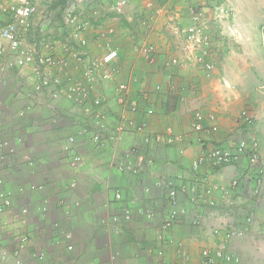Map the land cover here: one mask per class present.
Here are the masks:
<instances>
[{"label": "crops", "instance_id": "obj_1", "mask_svg": "<svg viewBox=\"0 0 264 264\" xmlns=\"http://www.w3.org/2000/svg\"><path fill=\"white\" fill-rule=\"evenodd\" d=\"M51 5H43V9H39L37 5L38 11L33 19L28 40L43 48L46 55L50 54V50L44 48L45 44H59L57 50L61 51L68 34L65 24L58 28L59 40H56L54 35L37 33L38 27L44 24L42 20L45 11ZM127 14H123L122 17L133 29L132 19ZM258 17L259 14L254 18ZM8 19V16L0 12V27L5 26ZM91 21L93 24L80 35L87 40V50L93 57L106 53V40L101 39L100 35L104 31H113L111 45L120 52V73L117 78L120 82L134 79L132 84L134 98L136 91L153 89L156 85H166L171 81L180 86L181 92L191 82L199 90L198 98L191 100L189 102L191 105L187 102L184 106L180 105L177 94L168 96L153 94L151 99L152 108L155 110L153 117L145 116L143 111L139 114L128 113V117L138 122L147 118L150 127L158 132H163L168 124H175L189 131L193 109L202 108L198 101L202 98L200 72L194 67L190 68L191 64L188 63L183 68L173 66L165 69L164 62L175 56L154 41L150 42L156 45L159 60L156 64H148L136 52L139 38L132 35L129 26L117 23L113 19ZM239 22L242 23L247 35L255 36L251 31L253 18L240 19ZM3 43V40H0V51L6 57L8 45L4 43L3 46ZM194 74L195 77L192 78ZM50 75L59 78L63 85L38 93L33 89L32 79L25 71H20L11 63H8L6 71L0 69V138L23 139L16 157L5 151L6 166L2 164L3 152H0V179L15 194L18 205L27 206L32 211L30 217L32 222L27 225H22L17 220L18 217L15 218L11 214H0V239L5 244L13 246L18 236L22 235L20 233L25 232L30 237L29 253L37 249L45 250L51 264H115V261L123 260V253L132 255L128 259L131 261L157 263V245H150L145 237H149V232L158 229L156 227L160 225L162 215L167 209L172 208L168 197L173 189L177 190L188 203L193 200L189 198L194 197L195 193L198 196L197 192H201V180L212 176L210 169L212 166L205 157L209 148L208 143L214 142L218 134H195L185 145L174 147L149 144L148 150L143 137L130 133L122 135L118 143H112L106 149L92 144H80L79 149L84 155L85 162L81 168L73 169V177L79 179L78 187L75 190H68L66 187L69 179L73 178L71 171L66 178V169L60 166L41 174L38 171L32 173L24 166L25 160L31 156L50 157L56 151L58 142L75 136L87 120L85 117L82 118V115H87L86 108L90 107V104L86 107L78 105L70 99L69 93L65 92L67 84L82 79L78 65L73 62L67 70L60 73L54 70ZM116 85L106 84L101 92L106 109L118 122L121 106L115 96ZM28 104L33 105V111L25 117H19ZM44 106L54 108L50 116L45 112L47 110H44ZM87 139L88 137H85L84 142H87ZM140 148L146 150L142 153L143 156ZM127 161H132L135 172H119L116 165ZM197 161L200 164L196 168ZM179 183L185 185L176 189ZM116 189L123 191L122 204L132 208L135 219V230L133 228L132 232H127L129 236L123 239L122 244L114 242L113 236L119 234L111 231L109 225L114 211L119 206V203L114 201ZM62 203L66 205L62 206ZM67 233L73 236L72 252L67 250L66 243L57 244V241H63V236ZM26 260L28 261L27 256Z\"/></svg>", "mask_w": 264, "mask_h": 264}, {"label": "rangeland", "instance_id": "obj_2", "mask_svg": "<svg viewBox=\"0 0 264 264\" xmlns=\"http://www.w3.org/2000/svg\"><path fill=\"white\" fill-rule=\"evenodd\" d=\"M34 1L41 9L57 0ZM112 1L69 0L61 15L57 10L47 8L42 20L44 24L38 27L37 33L54 35L59 40L58 28L64 24L66 13L74 8L89 11ZM128 2L126 13L132 19L134 30L131 25L129 27L135 38L164 46L181 61L180 67L191 64L190 68L200 72L202 98L198 101L202 104L201 110L205 115H215L220 128L217 138L212 139L214 142L208 143L207 152L232 136L244 140L255 137L259 144L254 164L245 160L235 167L210 163L212 176L201 180L198 196L195 193L188 203L179 194L178 201L172 203V208L162 215L160 225L155 226L158 229L149 232L145 240L150 245H157V261L207 264L202 259V251L210 250L222 255L216 264H226L227 254L232 258L230 264H264V0ZM258 14L259 17L254 18ZM244 18H253L251 31L255 36L244 31L239 22ZM192 29L195 31L193 40L189 38ZM27 39H30L29 35ZM27 44L34 43L27 41ZM190 84L194 86L192 82ZM195 89L196 93L185 95L189 105L191 100L198 98L199 90ZM44 110L50 116L54 108L44 106ZM243 111L247 112L250 124H243ZM84 117L89 119L88 114L82 115ZM78 135L79 132L75 134L79 144L91 145L90 136L84 142L85 137ZM183 185L179 183L176 189ZM134 221L133 214L129 228L113 236L114 242L122 244L123 239L128 238L127 232L133 231ZM123 255V260L115 261V264H153L152 261H131L128 259L132 255Z\"/></svg>", "mask_w": 264, "mask_h": 264}, {"label": "built area", "instance_id": "obj_3", "mask_svg": "<svg viewBox=\"0 0 264 264\" xmlns=\"http://www.w3.org/2000/svg\"><path fill=\"white\" fill-rule=\"evenodd\" d=\"M103 5V4H102ZM100 5L98 8L92 7L89 11L82 9H73L65 14L64 24L67 30L66 42L61 46V51L57 50L58 45L55 43H47L44 48L50 50V54L46 55L43 48H39L36 44H27V37L32 31L33 19L37 12L34 0H0V12L8 16L5 26L0 27V39L8 44V55L4 57L0 51V69L6 71L8 63L13 64L20 71H25L27 76L32 79V85L35 92L41 93L47 89L58 88L63 84L57 77L50 75L51 71L56 70L58 73L67 70L73 65H78L81 70V80L73 81L67 84L65 92L75 103L86 107L90 104V108H86L89 119L79 130V134L83 137L90 136L91 144L106 149L110 144L118 143L122 135L136 134L144 138L146 150L149 144H158L163 146H179L192 139L197 134H217L219 125L215 115H205L198 108L194 109L190 130L181 129L178 125L168 124L163 132H158L150 127L148 119H142L140 122L128 117V113L144 112L145 116L153 117L155 114L152 108V95H170L177 94L180 105H186L187 99L185 94L196 93L195 87L191 84L186 85L181 92L180 86L176 82H169L166 85H156L153 89L144 91H136V97H133L132 84L133 80L128 82H120L118 76L120 73V52L118 48L112 47L110 40L113 31H104L100 38L106 40V53L101 56L93 57L87 50L86 38L80 37L93 23L91 19H104L108 14L123 15L129 6L128 0H113L110 4ZM81 6V5H79ZM81 8V7H80ZM221 9V8H218ZM194 29L191 30L190 39H194ZM30 36V35H29ZM71 41H74L72 44ZM136 52L148 64H156L159 60L158 49L155 44L139 39ZM181 62L178 58H171L164 62L163 67L170 69L173 66L179 67ZM210 69L211 66L207 65ZM116 83L115 96L121 106L118 112L120 120L117 122L111 117L110 111L106 109L103 94L101 90L106 84ZM94 96V97H93ZM33 111V105L28 104L20 113L19 117H25ZM242 117L245 118L243 124H250V118L246 111H243ZM242 124V126H243ZM23 143L21 137L0 138V152L2 155V164L4 163L5 151L9 155L17 156ZM80 144L75 136H69L60 140L57 149L50 157L35 156L25 160L26 166L32 173L36 171L51 170L60 166L66 169L67 176L71 171L73 177V169H79L83 166L85 160L84 155L80 151ZM258 141L255 137L244 140L242 137H228L226 141H222V145L213 147L206 153V159L209 163L216 166L235 167L245 160L248 164L256 163L258 149ZM134 149V148H133ZM141 150V148H140ZM142 149L143 152L146 151ZM133 150H130L132 152ZM137 151V150H134ZM245 156H248L246 159ZM200 162L195 163V167ZM119 172L131 173L135 172L132 161L116 165ZM79 179L70 178L67 189L75 190L78 187ZM5 182L0 179V214L8 213L18 217V221L22 225L31 223L32 211L27 206H19L17 197L11 192ZM43 188V187H41ZM177 190L173 189L168 197L170 205L178 201ZM115 203L119 206L113 213V217L109 223L111 231L120 234L125 231L132 222L133 210L130 206H123L124 193L121 189H116L114 194ZM62 203V206H65ZM16 243L13 246L5 244L0 239V264H51L48 252L37 249L29 253L28 246L30 237L25 232L20 233ZM73 236L67 233L63 236V241H57V244L66 243L67 250L72 252L74 246L72 243ZM70 243V244H69ZM28 257V261L26 260ZM222 258L219 252L213 253L210 250L202 251V259L207 264H216L218 257ZM226 264H230L232 258L226 255ZM96 264V263H92ZM158 264H173L169 260L158 261Z\"/></svg>", "mask_w": 264, "mask_h": 264}, {"label": "trees", "instance_id": "obj_4", "mask_svg": "<svg viewBox=\"0 0 264 264\" xmlns=\"http://www.w3.org/2000/svg\"><path fill=\"white\" fill-rule=\"evenodd\" d=\"M68 1L69 0H57V1H54L52 6L50 7L51 10H57V14L61 15L63 10L66 9V7L68 6ZM106 19H113L115 20L117 23H121L125 26H129L128 25V22L123 19L122 15H117V14H108L106 16V18L104 19H100V21H104ZM5 156V155H4ZM2 157V155H1ZM45 171H40L39 173H44ZM85 264V263H84Z\"/></svg>", "mask_w": 264, "mask_h": 264}, {"label": "clouds", "instance_id": "obj_5", "mask_svg": "<svg viewBox=\"0 0 264 264\" xmlns=\"http://www.w3.org/2000/svg\"><path fill=\"white\" fill-rule=\"evenodd\" d=\"M174 58H177V57H174ZM180 61V60H179ZM181 62V61H180ZM181 65V64H180ZM180 67V66H179ZM196 90V89H195ZM186 95V94H185ZM187 102H188V100H187ZM186 105H187V103H186ZM194 110V109H193Z\"/></svg>", "mask_w": 264, "mask_h": 264}]
</instances>
